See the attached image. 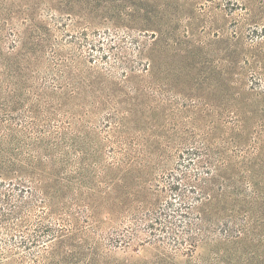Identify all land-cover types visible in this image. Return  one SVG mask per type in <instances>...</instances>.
I'll list each match as a JSON object with an SVG mask.
<instances>
[{"label":"rangeland","instance_id":"374dc122","mask_svg":"<svg viewBox=\"0 0 264 264\" xmlns=\"http://www.w3.org/2000/svg\"><path fill=\"white\" fill-rule=\"evenodd\" d=\"M65 30L107 31L117 43L125 37L122 62L136 68L123 82L114 72L103 95L43 91L50 69L43 50ZM84 100L90 130L73 150L52 151L54 167L69 177L63 200L105 201L113 148L144 163L194 146L233 182L218 211L232 234L174 261L264 264V0H0V117L7 119L0 129L56 127L66 108L81 112ZM5 142L0 148L35 155L34 142L17 133ZM40 168L30 172L45 174ZM156 248L105 251L112 262H150Z\"/></svg>","mask_w":264,"mask_h":264},{"label":"trees","instance_id":"16d2710c","mask_svg":"<svg viewBox=\"0 0 264 264\" xmlns=\"http://www.w3.org/2000/svg\"><path fill=\"white\" fill-rule=\"evenodd\" d=\"M125 39L117 43L107 31L65 30L60 40L43 50L50 67L43 91L62 98L103 95L114 72L120 70L123 82L136 68L122 62ZM83 55L82 70L78 60ZM86 102L80 103L81 112L66 108L56 127L31 126L16 132L34 142L30 145L45 142V153L35 147L31 152L35 155L23 156L0 148L4 154H0V264H177L175 255L192 259L198 247L220 240L221 233L229 230L218 215L220 193L234 185L219 177L218 168L194 146L184 147L173 158L144 163L129 161L127 151L113 148L102 181L105 201L87 194L80 201L63 200L69 177L54 167L52 151H64L67 144L74 149L84 131L90 130ZM6 121L0 117V122ZM16 133L0 129V145L13 142ZM17 145L20 149L22 142ZM39 167L45 174L30 172ZM101 225L108 229H100ZM225 234L227 239L232 233ZM144 245L158 247L155 260L112 262L105 251L136 252ZM185 264L203 263L198 258Z\"/></svg>","mask_w":264,"mask_h":264}]
</instances>
